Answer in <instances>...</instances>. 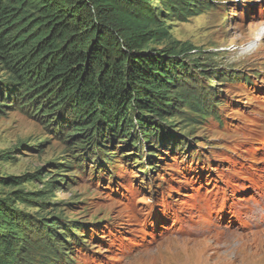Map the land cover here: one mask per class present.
Here are the masks:
<instances>
[{
    "label": "rangeland",
    "instance_id": "1",
    "mask_svg": "<svg viewBox=\"0 0 264 264\" xmlns=\"http://www.w3.org/2000/svg\"><path fill=\"white\" fill-rule=\"evenodd\" d=\"M164 19L154 47L184 49L175 91L206 112L180 101L153 137L71 140L0 86V202L27 219L5 261L264 264V0H207ZM53 217L63 234L49 241L38 223Z\"/></svg>",
    "mask_w": 264,
    "mask_h": 264
},
{
    "label": "trees",
    "instance_id": "2",
    "mask_svg": "<svg viewBox=\"0 0 264 264\" xmlns=\"http://www.w3.org/2000/svg\"><path fill=\"white\" fill-rule=\"evenodd\" d=\"M204 2L164 0L160 9L151 0H0V64L8 77L0 86L51 127L67 129L71 140L103 147L131 129L153 137L152 125L180 101L206 112L204 100L187 101L175 91L177 67L188 69L179 58L184 49L154 47L168 37L165 16L185 20ZM15 211L0 202V264H12L1 247L11 249L21 238L20 220L27 221ZM53 219L38 223L49 241L63 234Z\"/></svg>",
    "mask_w": 264,
    "mask_h": 264
}]
</instances>
